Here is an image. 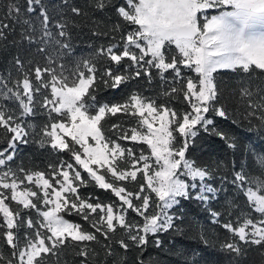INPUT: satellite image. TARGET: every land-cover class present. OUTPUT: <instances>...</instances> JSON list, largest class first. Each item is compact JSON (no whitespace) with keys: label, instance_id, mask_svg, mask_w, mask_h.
<instances>
[{"label":"snow or ice","instance_id":"snow-or-ice-1","mask_svg":"<svg viewBox=\"0 0 264 264\" xmlns=\"http://www.w3.org/2000/svg\"><path fill=\"white\" fill-rule=\"evenodd\" d=\"M0 58V264H159L185 202L218 230L186 264L264 256V145L192 156L264 136V0H0Z\"/></svg>","mask_w":264,"mask_h":264},{"label":"trees","instance_id":"trees-1","mask_svg":"<svg viewBox=\"0 0 264 264\" xmlns=\"http://www.w3.org/2000/svg\"><path fill=\"white\" fill-rule=\"evenodd\" d=\"M5 64L3 58H0V71L4 70ZM219 125L225 130L229 131L236 137L237 149L233 151L228 149L224 142L215 137L203 136L199 144L193 149L192 156L199 160L200 163H208L211 160H224L231 161L234 159L243 160L246 158L247 152L251 149L258 148L264 145V136L261 134V130L256 128L253 131H249V124L244 121L241 125H233L230 121H218ZM253 121V124H256ZM3 145H0L2 147ZM256 152H252V156H255ZM54 157L43 153L42 150L37 149L34 145L22 146L19 153L17 163L21 161L31 166L33 164L43 167L47 162L53 160ZM251 163V158H249ZM85 193L94 191L93 189L82 190ZM104 199H107V194H101ZM185 220L181 225L184 235L164 234L165 244L163 250L149 247L144 254V258L149 257L159 261V264H186V261H190L193 257L191 252L193 250L203 249L204 245L199 240L201 231L206 232L209 239H213L218 234L217 231H213L215 226L211 225L207 214L198 207L195 203L185 202ZM72 220H77V217H68ZM181 253H186L182 255ZM137 253H129L130 264L135 259ZM220 264H227V257H218ZM248 264H264V256L260 254L258 249H254L249 253Z\"/></svg>","mask_w":264,"mask_h":264}]
</instances>
